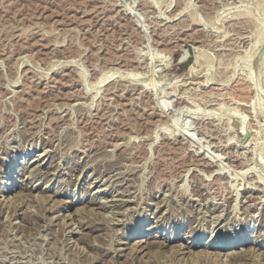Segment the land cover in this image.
Here are the masks:
<instances>
[{
	"label": "rangeland",
	"instance_id": "rangeland-1",
	"mask_svg": "<svg viewBox=\"0 0 264 264\" xmlns=\"http://www.w3.org/2000/svg\"><path fill=\"white\" fill-rule=\"evenodd\" d=\"M189 237L264 264V0H0V264Z\"/></svg>",
	"mask_w": 264,
	"mask_h": 264
},
{
	"label": "bare ground",
	"instance_id": "bare-ground-1",
	"mask_svg": "<svg viewBox=\"0 0 264 264\" xmlns=\"http://www.w3.org/2000/svg\"><path fill=\"white\" fill-rule=\"evenodd\" d=\"M197 58V60H199V58H198V56L196 57ZM120 72V71H119ZM114 74H116V73H114ZM112 76V75H111ZM109 74H106L105 76L103 75L100 79H99V82H98V85L99 84H104V83H106V82H108V80H110V78H112ZM114 76V75H113ZM127 79H128V81L129 82H131V83H133V82H135L136 80H134V79H132V78H130V77H127ZM143 88H144V86H142ZM211 161V160H210ZM212 163V162H211ZM218 163V162H217ZM20 164H22V165H24V167L23 168H18V172H25L26 171V169H27V165L29 164V162H25V161H23L22 163H20ZM211 167V166H210ZM218 168V167H217ZM16 168L15 167H13L12 168V170L11 171H9L7 174H8V176H12V174L13 173H15V172H17V169L15 170ZM14 170V171H13ZM215 170V169H214ZM39 172H40V170H39ZM221 174V173H220ZM217 183V182H216ZM10 186H13L12 184H9ZM8 185V186H9ZM28 186V185H27ZM129 187V186H128ZM9 190H10V187H6V189H5V191H7V192H9ZM123 192V191H122ZM119 193V192H118ZM122 194V193H121ZM248 198V197H247ZM121 201H123V200H121ZM130 201V200H129ZM13 203H14V201H13ZM38 203V202H37ZM123 203V202H122ZM15 204V203H14ZM13 204V205H14ZM169 213V212H168ZM36 218H37V216H35ZM218 217V216H217ZM35 218V219H36ZM26 219V218H25ZM27 220V219H26ZM32 220V219H31ZM217 220H218V218H217ZM30 221V220H29ZM28 221V222H29ZM157 221H158V219H157ZM217 223V222H216ZM65 225H66V223H65ZM80 225V224H79ZM74 226V225H73ZM74 228V227H73ZM136 232H139V231H136ZM162 235V234H161ZM157 237L159 238V236L157 235V234H154V235H151L149 238L151 239H156V240H154V241H152V243L154 242V244L157 242V241H159V242H157V243H162L163 244V246L164 245H168L169 243H171L173 240H175L174 239V236H173V234H169L168 233V235L166 234V240L164 239L163 241L161 240V239H163V238H160V239H158L157 240ZM148 238V239H149ZM144 241V240H143ZM156 241V242H155ZM141 242V240L140 241H138V243H140ZM145 242V241H144ZM202 241L200 240V239H196L195 237H192V238H190L189 237V240H187L186 241V245H184V246H182V245H179V247L178 248H180L179 250H181V249H183V250H186V251H188L187 252V254L188 255H190V261L191 262H189V263H187V264H194V263H196V264H198V262H200V264L202 263V264H205L206 262L207 263H216V264H219L220 262L222 263L223 261L224 262H227V261H233V260H235L236 258H238V259H245V257L247 258V256H248V254H250V253H248V250H250V252L251 251H255L256 249H257V247H258V249L257 250H263V248L261 247V246H259V245H257L256 244V242H253L252 244H248L247 243V239L245 240V239H243V240H240L239 241V243L238 244H236V243H230V244H228V245H222V244H218V243H216V244H213L212 243V241L209 239L208 241H206V244L204 243V245H203V243H201ZM146 243V242H145ZM261 244V243H260ZM150 245V243H148V246ZM152 245V244H151ZM150 245V246H151ZM255 245V246H254ZM261 245H263V244H261ZM148 246H147V248H148ZM196 247H202V251H199V252H195L194 251V249L196 248ZM224 247H226V249H228L227 251L228 252H230V251H232L234 248L235 249H242V253L241 254H239L238 255V253H236V252H232V253H227V254H224L223 256H221L222 254H221V251H223V250H226ZM248 248V249H247ZM135 251V250H134ZM137 251V250H136ZM214 251H216V252H214ZM150 252V251H149ZM136 253V252H135ZM226 253V252H225ZM254 253V252H253ZM256 253V252H255ZM152 255H154V254H152ZM261 255V254H260ZM262 255H264V251H263V253H262ZM224 256H226L227 257V259H224ZM251 256V255H250ZM253 256V255H252ZM149 257H151V256H149ZM256 257V256H255ZM252 258V257H251ZM151 260H149V261H147V262H145L146 264H170V261H169V259H168V261H163L164 263H160L157 259H156V255H155V257L153 256L152 258H150ZM224 259V260H223ZM264 259V258H263ZM237 260V259H236ZM132 261V260H131ZM134 262V261H133ZM173 262V261H172ZM171 262V263H172ZM130 264H132V262H130ZM136 264V263H135ZM138 264H139V262H138ZM225 264H227V263H225ZM239 264V263H238Z\"/></svg>",
	"mask_w": 264,
	"mask_h": 264
}]
</instances>
